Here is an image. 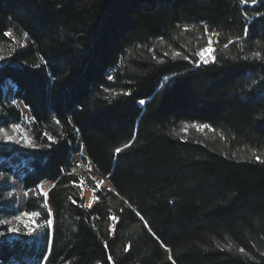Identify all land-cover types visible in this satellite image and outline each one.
Listing matches in <instances>:
<instances>
[{
  "label": "trees",
  "instance_id": "1",
  "mask_svg": "<svg viewBox=\"0 0 264 264\" xmlns=\"http://www.w3.org/2000/svg\"><path fill=\"white\" fill-rule=\"evenodd\" d=\"M14 125L35 194L0 264H264V0H0Z\"/></svg>",
  "mask_w": 264,
  "mask_h": 264
},
{
  "label": "rangeland",
  "instance_id": "2",
  "mask_svg": "<svg viewBox=\"0 0 264 264\" xmlns=\"http://www.w3.org/2000/svg\"><path fill=\"white\" fill-rule=\"evenodd\" d=\"M212 41L211 47L213 50L215 49V41ZM209 47L208 45L204 48ZM202 63H208L213 59V51L211 53L204 52L203 58H201ZM12 85L6 84L4 99L13 103L15 107H17L21 115L23 117L24 124H28L31 122V118L29 115L28 110L24 107V105L18 101H13L12 95L14 92V88L11 87ZM2 129V128H0ZM11 134L8 130L3 129L0 131V154L6 153V157H1L0 155V166L3 163L7 164V167L10 169V175L8 176L7 180L4 179L3 174L0 171V209H6L8 211L12 210L19 219H9L2 215H0V241L1 239H9V240H18L24 237V232L22 231L21 227V220L23 210H19L18 206L20 202H22V209H23V201L24 199L29 196L35 194V192L24 193L21 189L20 185V177L21 174L26 171L29 172V168H27L24 164L22 159L19 156V151H23L28 146L27 139L24 137L22 130L20 127H11L10 128ZM84 151L81 152L78 156L74 158V163H78L80 158L83 157ZM19 171L20 173H17ZM15 173V174H14ZM13 175V176H12ZM20 175V176H19ZM50 183L45 182L38 187V191L41 194L46 195L45 191H49ZM102 186H109V183L106 179H102L99 187ZM83 197L85 200V204L88 207H91L95 202L96 198L94 197V193L87 187L83 188ZM15 199L14 205H10V200ZM51 226V223H49ZM15 229V231H9V229Z\"/></svg>",
  "mask_w": 264,
  "mask_h": 264
},
{
  "label": "snow or ice",
  "instance_id": "3",
  "mask_svg": "<svg viewBox=\"0 0 264 264\" xmlns=\"http://www.w3.org/2000/svg\"><path fill=\"white\" fill-rule=\"evenodd\" d=\"M253 2H254V0H253ZM6 35H7V33H6ZM211 44H212V41L211 40H209V47L208 48H206V49H202L201 50V52L200 53H198V55L201 57V58H203V56H204V52H208V53H211L212 51H213V48L211 47ZM141 103H143V101H141ZM13 127H19V125H14ZM0 131H3V129H0ZM50 141H51V137H49L48 138ZM117 151L119 152V149H117ZM99 186V182H97V187ZM25 215L26 216H29L30 218H35V217H37L38 215H39V213L38 212H31V213H25ZM16 219H19V217L17 216L16 217ZM113 219H115L114 217H113ZM28 225H26V227H27ZM9 231L11 232V231H15V229H9ZM0 235H2V233H0Z\"/></svg>",
  "mask_w": 264,
  "mask_h": 264
},
{
  "label": "bare ground",
  "instance_id": "4",
  "mask_svg": "<svg viewBox=\"0 0 264 264\" xmlns=\"http://www.w3.org/2000/svg\"><path fill=\"white\" fill-rule=\"evenodd\" d=\"M16 172H17V171H16ZM17 173H20V172L18 171ZM27 173H28V172H27ZM14 174H15V173H14ZM12 176H13V175H12ZM43 183H45V182H43ZM43 183H42V184H43ZM48 183H49V182H48ZM45 192L47 193V191H45ZM18 207H19V208H18L19 210H23V209H22V202H20V205H19Z\"/></svg>",
  "mask_w": 264,
  "mask_h": 264
}]
</instances>
